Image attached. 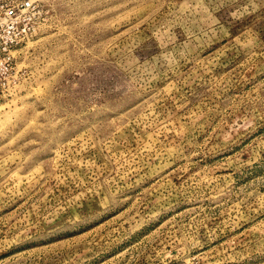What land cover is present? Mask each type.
I'll return each instance as SVG.
<instances>
[{"label":"rangeland","instance_id":"1","mask_svg":"<svg viewBox=\"0 0 264 264\" xmlns=\"http://www.w3.org/2000/svg\"><path fill=\"white\" fill-rule=\"evenodd\" d=\"M0 264H264V0H0Z\"/></svg>","mask_w":264,"mask_h":264},{"label":"built area","instance_id":"2","mask_svg":"<svg viewBox=\"0 0 264 264\" xmlns=\"http://www.w3.org/2000/svg\"><path fill=\"white\" fill-rule=\"evenodd\" d=\"M26 4L29 6L31 3L30 2H26Z\"/></svg>","mask_w":264,"mask_h":264}]
</instances>
